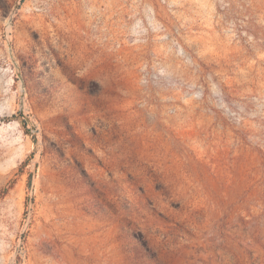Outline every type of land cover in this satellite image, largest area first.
Here are the masks:
<instances>
[{
  "label": "rangeland",
  "instance_id": "rangeland-1",
  "mask_svg": "<svg viewBox=\"0 0 264 264\" xmlns=\"http://www.w3.org/2000/svg\"><path fill=\"white\" fill-rule=\"evenodd\" d=\"M0 264H264V0H0Z\"/></svg>",
  "mask_w": 264,
  "mask_h": 264
}]
</instances>
